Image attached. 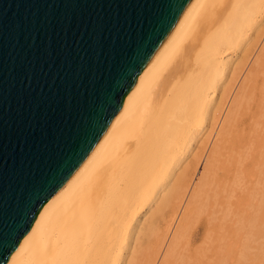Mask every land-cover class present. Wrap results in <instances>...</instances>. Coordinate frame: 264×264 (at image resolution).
I'll list each match as a JSON object with an SVG mask.
<instances>
[{"label":"bare ground","instance_id":"obj_1","mask_svg":"<svg viewBox=\"0 0 264 264\" xmlns=\"http://www.w3.org/2000/svg\"><path fill=\"white\" fill-rule=\"evenodd\" d=\"M204 215L212 264H264V0L193 1L6 264H191Z\"/></svg>","mask_w":264,"mask_h":264},{"label":"water","instance_id":"obj_2","mask_svg":"<svg viewBox=\"0 0 264 264\" xmlns=\"http://www.w3.org/2000/svg\"><path fill=\"white\" fill-rule=\"evenodd\" d=\"M193 1L0 0V264Z\"/></svg>","mask_w":264,"mask_h":264},{"label":"rangeland","instance_id":"obj_3","mask_svg":"<svg viewBox=\"0 0 264 264\" xmlns=\"http://www.w3.org/2000/svg\"><path fill=\"white\" fill-rule=\"evenodd\" d=\"M207 216L208 215H204L202 218L198 219L194 225H192V227L188 231V237H186V240L180 245L179 251L182 254H185L190 259V261H192L191 264L195 262L194 258H197L198 255H202V253L205 254L202 257L204 261L200 264H212L213 262H217L216 255L220 249V246L216 241L217 237L215 236V234L213 235L214 240L212 244L209 245L210 242H208V234L210 233V231L208 229V222L206 221ZM181 217L182 219L185 217L183 216V213H181ZM176 229H174L171 233L169 232V240L171 239ZM169 240H166L164 246L160 248L163 252L166 251L170 242ZM161 258L162 257L158 259L157 264H160Z\"/></svg>","mask_w":264,"mask_h":264}]
</instances>
